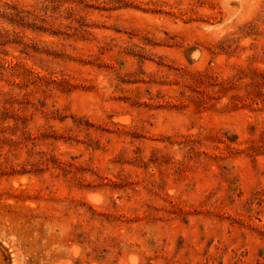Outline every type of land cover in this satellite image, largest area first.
Masks as SVG:
<instances>
[{
    "label": "rangeland",
    "instance_id": "374dc122",
    "mask_svg": "<svg viewBox=\"0 0 264 264\" xmlns=\"http://www.w3.org/2000/svg\"><path fill=\"white\" fill-rule=\"evenodd\" d=\"M0 253L264 264V0H0Z\"/></svg>",
    "mask_w": 264,
    "mask_h": 264
},
{
    "label": "bare ground",
    "instance_id": "6f19581e",
    "mask_svg": "<svg viewBox=\"0 0 264 264\" xmlns=\"http://www.w3.org/2000/svg\"><path fill=\"white\" fill-rule=\"evenodd\" d=\"M4 261V260H3ZM0 264H2V260H1V253H0Z\"/></svg>",
    "mask_w": 264,
    "mask_h": 264
}]
</instances>
